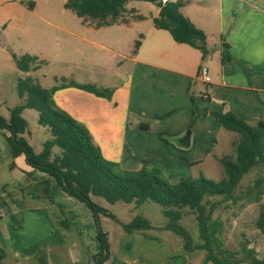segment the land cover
<instances>
[{"label":"crops","instance_id":"obj_1","mask_svg":"<svg viewBox=\"0 0 264 264\" xmlns=\"http://www.w3.org/2000/svg\"><path fill=\"white\" fill-rule=\"evenodd\" d=\"M182 1V14L206 35L208 55L176 42L169 31L156 28L153 19L159 15L157 6L146 2L150 10L146 16L129 2L117 23L98 28L82 20V35L74 34L87 43L93 42L89 36L95 30L114 27L122 34V40L114 43L118 48L105 47L117 59V74L112 81L103 79L98 85L94 79H74L110 89L112 97L96 96L76 87L57 90L53 95L61 110L88 129L105 159L125 171L161 169L174 178L173 183L185 172L192 174L194 168L205 176L207 172L225 173L220 159L234 154L239 136L228 134L231 131L224 129L212 112H231L251 124L264 121V0H216L218 11L213 17L202 7L215 0ZM136 40L141 42L137 51L133 49ZM202 66L208 68L209 84L199 76ZM32 70L33 66L28 73L19 70L23 74L19 79L33 77ZM0 136L4 132L0 131ZM20 157L24 156L15 159ZM21 205L10 202L0 208V246L7 253L5 264H52L48 251L40 256V251L28 254L18 247V238L29 232H43V241L54 236L50 230L53 221L44 205L28 203L24 211ZM9 209H13L12 215L22 216L17 228L10 229L5 223V216L11 215ZM244 249L253 251L258 259L262 257L259 247L246 241L238 254L242 255ZM232 251L223 248L224 256Z\"/></svg>","mask_w":264,"mask_h":264},{"label":"rangeland","instance_id":"obj_2","mask_svg":"<svg viewBox=\"0 0 264 264\" xmlns=\"http://www.w3.org/2000/svg\"><path fill=\"white\" fill-rule=\"evenodd\" d=\"M66 1L0 0V48L4 49H0V115L4 118H10L9 109L23 104L17 92V82L23 74L18 70L14 56L21 58L30 55L37 58L30 74L46 89L74 79H94L99 85L103 79L112 81L117 74V59L105 47L115 49L117 46L114 43L122 40V34L111 27L95 30L89 36L92 43L80 41L74 34L82 35L83 21L74 11L65 8ZM30 4H34V8H30ZM132 4L140 13L150 15L146 2L134 1ZM217 4L215 0L205 4L202 10L213 17V12L218 11ZM136 41L133 42L134 50ZM22 117L28 123L25 138L33 150L40 153L51 134L48 128L39 125L36 110L25 109ZM224 138L225 135H222L221 141ZM238 139L239 137L237 141ZM54 152L59 154L60 149L54 148ZM234 155L235 151L230 156ZM160 171L162 172L161 169ZM260 171L255 169L245 176L242 185L252 182ZM185 173L178 179L197 178L201 174L195 168L191 170L192 174ZM164 177L173 183V177ZM206 177L219 182L225 177V173L207 172ZM219 199L216 197L209 200ZM93 201L111 211L121 223L143 216L154 227L151 231L127 234L119 222L101 216L102 229L108 233L111 251L110 259L105 264H213L206 263L205 251H185L180 236L162 229L168 219L157 203L146 201L136 206L134 203L118 202L112 205L98 197H93ZM10 202L22 204V211L28 203L38 202L48 209L53 221V228L50 230L54 236H51V240L43 241L46 239L43 232H39L40 235L29 232L18 238V247L24 253L34 254L40 251L41 256L43 251H48L52 264H95L94 256L100 252V247L91 211L85 204L65 195L49 175L27 167L24 157L14 159L5 137L0 136V208ZM9 210L11 215L5 216V223L10 229L17 228L22 216L12 215L13 209ZM259 211L260 204L234 205L231 202L224 203L217 209L212 223V235L214 249L222 261L239 262L257 258L253 251L248 252L246 249L242 255L238 254L245 241L254 248L259 247L262 254L260 260H264V237L255 226ZM180 223L191 233L195 243H199L196 217L188 208ZM46 245H49V249H46ZM225 246L234 253L224 256Z\"/></svg>","mask_w":264,"mask_h":264},{"label":"trees","instance_id":"obj_3","mask_svg":"<svg viewBox=\"0 0 264 264\" xmlns=\"http://www.w3.org/2000/svg\"><path fill=\"white\" fill-rule=\"evenodd\" d=\"M133 1L157 6L159 15L153 19L156 28L169 31L176 42L199 49L203 56L208 55L206 35L182 14V0H67L65 8L99 28L117 23L126 12V5ZM29 7L34 8V4ZM140 45L137 40L135 51ZM14 59L18 69L25 73L30 72L37 60L30 55L14 56ZM223 60H227L225 54ZM66 87H76L108 99L112 97L110 89H99L95 85L73 80L46 89L33 77L27 76L19 79L17 84L18 96L24 99V103L10 110L9 119L0 115V131L4 132L14 159L24 156L28 166L49 175L64 193L85 204L91 211L100 247V252L94 256L95 264H105L111 256L109 237L102 229L101 216L119 222L127 234L151 231L154 227L143 216L121 223L111 211L94 202L93 197L102 198L112 205L118 202L134 203L136 206L146 201L157 203L168 219L162 229L180 236L185 251H205L206 263L264 264V260L256 257L235 263L222 261L215 254L210 234L215 212L222 204L231 202L234 205L260 204L255 226L264 237V121L251 124L231 112H212L211 115L224 129L239 134L234 144V157L226 155L220 159L225 177L216 182L200 174L197 178H182L177 183H171L157 168L125 171L117 163L105 159L88 129L56 105L54 93ZM25 109L36 110L39 125L48 128L51 134L40 153H36L25 138L28 133V123L22 117ZM54 148H59L60 153L56 154ZM255 169L261 171L252 182L243 186L244 177ZM216 197L220 199L209 200ZM186 208L196 217L201 244H196L191 233L180 223ZM6 255L5 249L0 247V264H5Z\"/></svg>","mask_w":264,"mask_h":264},{"label":"built area","instance_id":"obj_4","mask_svg":"<svg viewBox=\"0 0 264 264\" xmlns=\"http://www.w3.org/2000/svg\"><path fill=\"white\" fill-rule=\"evenodd\" d=\"M199 76L204 81V83L209 84L211 82V78L209 76L208 68L206 66H202L200 68Z\"/></svg>","mask_w":264,"mask_h":264}]
</instances>
